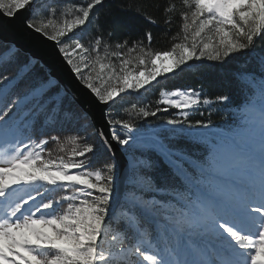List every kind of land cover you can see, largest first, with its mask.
I'll use <instances>...</instances> for the list:
<instances>
[{
  "label": "snow or ice",
  "instance_id": "obj_1",
  "mask_svg": "<svg viewBox=\"0 0 264 264\" xmlns=\"http://www.w3.org/2000/svg\"><path fill=\"white\" fill-rule=\"evenodd\" d=\"M182 3L183 36L161 51L151 48V31L144 34L147 44L137 39L131 47L104 35L81 42L77 30L99 20L94 11L104 0H82L60 19L48 0H0V14L13 19L31 9L23 27L55 42L76 79L98 104L110 106L189 62H216L223 73L229 57L264 35V0ZM40 59L26 60L14 77L0 76V101L29 78L23 93L0 103V264H264V76L231 73L254 92L239 122L223 130L188 113L202 104L239 107L229 94L210 99L199 89L178 88L161 92L154 109L132 105L131 119L104 110L94 116L51 72L29 76ZM259 60L264 73V55ZM171 109L175 115L158 117ZM150 117L156 122L133 123ZM72 124L77 128L61 141L57 132ZM50 142L68 155L53 157ZM99 153L109 161L93 168L91 158ZM54 190L65 194L49 198ZM119 208L124 211L117 214ZM124 238L129 247H117Z\"/></svg>",
  "mask_w": 264,
  "mask_h": 264
},
{
  "label": "trees",
  "instance_id": "obj_2",
  "mask_svg": "<svg viewBox=\"0 0 264 264\" xmlns=\"http://www.w3.org/2000/svg\"><path fill=\"white\" fill-rule=\"evenodd\" d=\"M41 0L39 3H43ZM82 0H48V4H55L56 18L60 19L66 7L73 4L81 3ZM171 5L174 10L165 12V8ZM186 10L182 0H104L103 7H99L94 11V15H99V20H92V23L87 25L82 30H77L76 35L81 39V42L86 45L97 35H104L105 39L115 44L127 40L129 47L137 40L143 39L147 44L144 34L151 31L153 34V41L151 48L156 51L170 50L173 43L180 42V37L183 36L182 23L180 18L182 11ZM41 16L45 15L43 11L39 13ZM143 15L152 16L157 23L149 24L143 18ZM171 20V24H165V19ZM111 32L109 39L108 33ZM73 34H69L72 36ZM177 37V39H173ZM68 42V38H64ZM255 44L252 49L245 50L241 53L234 54L222 66L224 72H220L221 65L211 61H193L189 62L190 67H184L183 70H177L175 74H166L158 77V80L149 85L146 90L141 89L139 93L125 94L121 98H117L114 104L109 109L108 113L114 118L131 119L129 113L133 111L132 105L138 107H148L154 109L160 99L161 92L173 91L176 89L194 88L202 91L203 96L214 99L217 95L226 93L234 98V104H219L212 103L209 105H201L189 111V119L195 120H211L212 123L223 130H228L231 125L239 122V112L244 107L249 96L254 92L250 85L239 84L231 75L234 71H246L254 73L255 76H264L260 71L259 57L264 55V35L254 38ZM126 51V50H125ZM5 53V54H4ZM255 53V54H254ZM4 54V56H3ZM126 55L135 56L136 53H127ZM31 57L22 51L16 49L11 44H6L0 41V76L14 77L21 64ZM241 65L245 67L241 68ZM44 75L46 70L39 63L37 67L29 73ZM29 83V78L25 77L18 84L13 85L8 91L7 95L0 103L10 104L13 99L23 93ZM55 90V89H53ZM203 113V115H201ZM176 110L171 109L168 113H159L158 117L165 118L170 115H175ZM157 118L135 119L138 127H144L148 123H155ZM81 123H84L83 121ZM90 123V121H88ZM77 128L76 124L66 126L64 130L58 131L61 141L65 140L68 135L72 134ZM87 135L94 140L92 129H88ZM81 135H84L81 130ZM47 149L51 151L53 157L58 155L67 156L68 153L60 152V144L57 142H50ZM199 147V146H198ZM202 150V149H201ZM109 161V156L104 153H99L97 156L91 158V166L93 168H102L106 162ZM43 191V189H41ZM65 194L63 190H54L46 195L51 198ZM63 205L57 208V211H62ZM124 211V208H119L117 214ZM116 225L113 223V228ZM121 235H123L121 233ZM155 232L153 226V241ZM129 245L127 238H124L123 245L117 247H125ZM106 247H110V241H106Z\"/></svg>",
  "mask_w": 264,
  "mask_h": 264
},
{
  "label": "water",
  "instance_id": "obj_3",
  "mask_svg": "<svg viewBox=\"0 0 264 264\" xmlns=\"http://www.w3.org/2000/svg\"><path fill=\"white\" fill-rule=\"evenodd\" d=\"M40 1L38 0V2ZM30 11L31 9L23 10L13 19L0 14V41L13 45L30 57L39 56L41 58L39 63L46 72H51L61 85L75 93L79 107L87 109L90 115H98L101 110L108 112L114 103L110 106H104L96 102L90 91L76 79L62 56L57 53L55 42L23 27L22 22L30 14ZM117 161L121 170V179H123L124 161L119 153L117 154ZM125 191L126 189L122 187V199Z\"/></svg>",
  "mask_w": 264,
  "mask_h": 264
},
{
  "label": "rangeland",
  "instance_id": "obj_4",
  "mask_svg": "<svg viewBox=\"0 0 264 264\" xmlns=\"http://www.w3.org/2000/svg\"><path fill=\"white\" fill-rule=\"evenodd\" d=\"M5 54V53H4ZM4 54H3V56H4ZM158 80V79H157ZM156 81H154V82H152V84L153 83H155ZM148 87V86H147ZM166 92V91H165ZM87 133H89V131L87 132ZM127 247H129V245H127V246H125V248H127Z\"/></svg>",
  "mask_w": 264,
  "mask_h": 264
}]
</instances>
